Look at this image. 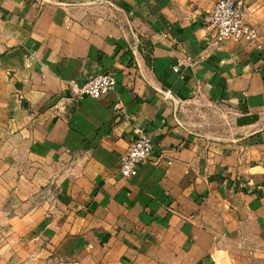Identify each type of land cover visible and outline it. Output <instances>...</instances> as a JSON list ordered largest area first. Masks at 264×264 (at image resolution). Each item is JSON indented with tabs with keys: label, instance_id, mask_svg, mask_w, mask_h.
<instances>
[{
	"label": "crops",
	"instance_id": "crops-1",
	"mask_svg": "<svg viewBox=\"0 0 264 264\" xmlns=\"http://www.w3.org/2000/svg\"><path fill=\"white\" fill-rule=\"evenodd\" d=\"M218 1L0 0V264H264V0L262 49L211 45Z\"/></svg>",
	"mask_w": 264,
	"mask_h": 264
},
{
	"label": "built area",
	"instance_id": "built-area-1",
	"mask_svg": "<svg viewBox=\"0 0 264 264\" xmlns=\"http://www.w3.org/2000/svg\"><path fill=\"white\" fill-rule=\"evenodd\" d=\"M242 8V0H219L215 4L208 17L209 27L213 32L211 45L214 48H219L225 41H244L255 49H262L260 31L257 27L245 22ZM174 71L178 72L179 69L176 67ZM116 84L117 80L113 73L100 74L82 86L75 84L76 95L78 98L100 99L112 91ZM164 95L169 98L170 92H165ZM152 152L153 144L149 137L139 132L136 140L121 159L120 176L123 179L136 177L140 166L150 159ZM240 185L243 186L242 183Z\"/></svg>",
	"mask_w": 264,
	"mask_h": 264
}]
</instances>
